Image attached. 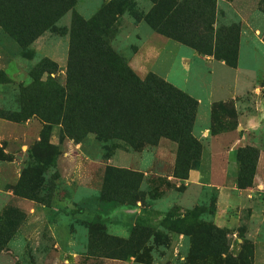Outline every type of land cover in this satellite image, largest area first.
<instances>
[{"label":"rangeland","instance_id":"rangeland-1","mask_svg":"<svg viewBox=\"0 0 264 264\" xmlns=\"http://www.w3.org/2000/svg\"><path fill=\"white\" fill-rule=\"evenodd\" d=\"M107 1L75 0L55 27L24 53L0 28V223L17 227L12 238L0 245V264H264L262 191L243 202L232 196L229 201L214 187L186 183L190 169L187 178L174 175L178 145L173 139L162 137L157 145L134 148L122 139L104 143L89 132L75 143L63 134V126L50 124L37 113L50 104L44 100V88L33 86L32 68L41 59H49L54 63L50 76L66 86L72 15L88 19ZM134 1L138 12L150 6L147 0ZM256 1L215 2L218 22L225 27L234 23L239 29L237 61L241 13L251 11L250 20H254ZM263 1L259 2L262 9ZM261 25L263 41L264 15ZM99 34L140 77L152 71L182 90L191 86L206 104L209 62L194 57L197 51L190 46L155 32L128 12ZM253 48L258 59L257 83L264 86V45L256 38ZM248 53L242 46L241 65ZM231 74L210 83L211 99L231 90L235 72ZM196 113L191 134L200 140L201 154L209 150V139H215L216 148L223 150L242 133L228 102L214 101L205 124ZM200 127L206 130L199 139L193 131ZM71 132L77 133L76 128ZM29 151L49 159L50 166H36ZM224 161L217 160V171L212 174L204 167L202 180L236 184L238 163L233 175L225 177L221 175ZM207 226L216 228L209 231V242L217 256L203 257L210 244L203 239ZM138 229L149 238L137 257L114 259L90 249L105 236L131 242Z\"/></svg>","mask_w":264,"mask_h":264},{"label":"trees","instance_id":"trees-1","mask_svg":"<svg viewBox=\"0 0 264 264\" xmlns=\"http://www.w3.org/2000/svg\"><path fill=\"white\" fill-rule=\"evenodd\" d=\"M74 1L0 0V28L24 53L37 38L55 27ZM147 1L150 6L143 12L137 11L134 0H108L88 19L76 13L72 15L66 86L50 76L54 63L49 59H41L30 72L33 86L44 88V100L50 104L37 109V113L44 121L63 126V134L75 143L89 132L104 143L122 139L134 148L157 145L162 137L173 139L178 145L173 173L187 178L192 162L201 155L200 140L191 134L198 101L153 72L140 77L127 59L111 49L99 30L109 28L128 12L155 32L235 67L239 29L234 23L225 27L218 22L216 0ZM44 73L47 75L42 79ZM73 127L77 133L71 132ZM29 153L36 166H50L49 159ZM258 156L259 149L250 145L236 150L238 188L253 184ZM207 227L210 228L203 239L210 243L209 231L216 228ZM16 228L0 223V245L12 238ZM138 230L131 242L105 236L100 245L96 242L90 249L95 255L114 259L137 257L149 238V234L144 236ZM213 245V242L206 244L203 257L217 256Z\"/></svg>","mask_w":264,"mask_h":264},{"label":"crops","instance_id":"crops-1","mask_svg":"<svg viewBox=\"0 0 264 264\" xmlns=\"http://www.w3.org/2000/svg\"><path fill=\"white\" fill-rule=\"evenodd\" d=\"M260 1L261 0L256 1L258 2V8L254 10V20H250L249 14L251 11L249 12L246 9L242 10L241 23L243 26L240 31L239 54L237 66L235 68L226 65L224 61L216 60L212 55H205L202 56L203 58H201V55L197 52L193 54L197 59L209 62L208 74L210 79L207 92L209 99L207 98L206 104L204 103V99L201 97V95H198L196 91L191 88V86L183 89L198 101L196 117L197 119L199 117L204 119V124L205 121H208L207 118L209 115L210 106L214 101L228 102L232 104L233 108L235 109V118L238 122L237 129H239V126L242 128L240 137L234 138L229 143L227 148H224L223 150L216 148V142L214 141L215 139H209V142H211L209 150L203 151L199 158L192 162L191 168L189 170V178L186 179V183H197L203 184L207 187L216 188L217 191L220 192V195L227 197L229 201H231L230 196H232L234 199L239 198L240 201L243 202L244 200L252 199L251 195L255 192L262 191L264 193V86L261 83H257L258 59L255 54H252L254 51L253 46L256 44V38L262 45H264V42L259 37L260 33L262 32L261 24L263 23L264 15L263 9L259 5ZM242 46H244L247 52H251V54L248 53V55H245L246 57L244 56L243 62L245 64L243 65H241ZM231 70L235 72V74H233L234 76L230 88L231 90L224 93L223 97H220L217 100H213V98L211 99L210 94L214 89L211 87L210 83H214L213 80L218 77L219 79L217 80H221V75L232 76ZM159 76L166 79L165 76ZM187 85H189V83ZM202 105L203 109L201 108ZM205 130L206 128L201 131L200 127L194 130L193 133L197 138L200 139V137H202L200 134L204 135ZM245 144L254 145L259 148L256 173L251 186L241 189L237 187L234 181L231 183H218L210 180L204 182L202 180V172L204 167H206L205 169L208 170V174H212V171H217V160H225L224 165L222 164L221 175L225 177L232 176V170L236 169V161L232 159L233 152L239 145ZM199 159H203L202 164L200 163ZM231 190H233V195Z\"/></svg>","mask_w":264,"mask_h":264}]
</instances>
